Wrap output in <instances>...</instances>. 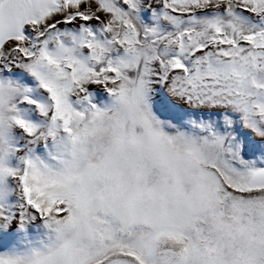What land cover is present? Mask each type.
<instances>
[{"label":"snow or ice","instance_id":"snow-or-ice-1","mask_svg":"<svg viewBox=\"0 0 264 264\" xmlns=\"http://www.w3.org/2000/svg\"><path fill=\"white\" fill-rule=\"evenodd\" d=\"M0 264H264V0H0Z\"/></svg>","mask_w":264,"mask_h":264}]
</instances>
